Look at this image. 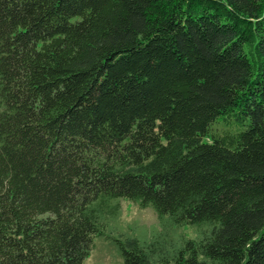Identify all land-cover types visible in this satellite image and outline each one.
<instances>
[{
    "label": "trees",
    "instance_id": "1",
    "mask_svg": "<svg viewBox=\"0 0 264 264\" xmlns=\"http://www.w3.org/2000/svg\"><path fill=\"white\" fill-rule=\"evenodd\" d=\"M120 200L125 264H264V0H0V264H83Z\"/></svg>",
    "mask_w": 264,
    "mask_h": 264
},
{
    "label": "rangeland",
    "instance_id": "2",
    "mask_svg": "<svg viewBox=\"0 0 264 264\" xmlns=\"http://www.w3.org/2000/svg\"><path fill=\"white\" fill-rule=\"evenodd\" d=\"M118 204V218L107 220L104 236L94 238L93 250L83 264H125L117 241L136 236L140 239L139 232H148L159 227V220L152 208L141 209L127 200H120ZM173 233L191 239H194L196 234L190 227L176 229Z\"/></svg>",
    "mask_w": 264,
    "mask_h": 264
}]
</instances>
